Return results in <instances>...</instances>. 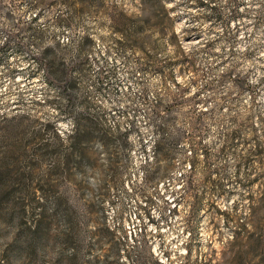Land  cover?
Wrapping results in <instances>:
<instances>
[{
  "label": "rangeland",
  "instance_id": "1",
  "mask_svg": "<svg viewBox=\"0 0 264 264\" xmlns=\"http://www.w3.org/2000/svg\"><path fill=\"white\" fill-rule=\"evenodd\" d=\"M167 1L0 0V264H264V0Z\"/></svg>",
  "mask_w": 264,
  "mask_h": 264
},
{
  "label": "trees",
  "instance_id": "2",
  "mask_svg": "<svg viewBox=\"0 0 264 264\" xmlns=\"http://www.w3.org/2000/svg\"><path fill=\"white\" fill-rule=\"evenodd\" d=\"M141 5L143 7H149V6H154L156 8H159V10L163 11L165 13V15L168 17V20L171 24H173L174 22V17L173 15L171 14V10H172V6H169L168 5V1L167 0H141ZM220 10L217 9V7L215 6H212V15L214 16H220ZM128 20H131L133 22L137 21L138 19H136L137 17H133V16H129L127 15L126 16ZM60 19L61 20H66L68 21V18H62L60 16ZM141 23V22H140ZM142 25L140 24V26H143L144 25V21H142ZM139 26V28H141ZM19 220V219H18ZM16 221L17 223L21 224L20 221ZM24 227V226H22ZM33 232L34 235L42 238L43 236V233H44V228L42 227L41 228V223H36L35 227L31 230ZM39 241L38 240H33L30 242V248L32 247L33 249H35V244L38 243Z\"/></svg>",
  "mask_w": 264,
  "mask_h": 264
},
{
  "label": "bare ground",
  "instance_id": "3",
  "mask_svg": "<svg viewBox=\"0 0 264 264\" xmlns=\"http://www.w3.org/2000/svg\"><path fill=\"white\" fill-rule=\"evenodd\" d=\"M165 231H167V230H165Z\"/></svg>",
  "mask_w": 264,
  "mask_h": 264
}]
</instances>
